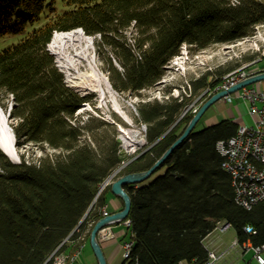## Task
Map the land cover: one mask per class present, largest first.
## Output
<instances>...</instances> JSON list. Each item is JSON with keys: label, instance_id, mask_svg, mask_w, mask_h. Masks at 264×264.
Here are the masks:
<instances>
[{"label": "trees", "instance_id": "trees-1", "mask_svg": "<svg viewBox=\"0 0 264 264\" xmlns=\"http://www.w3.org/2000/svg\"><path fill=\"white\" fill-rule=\"evenodd\" d=\"M263 22L264 0H0V36L24 34L0 51V92L13 100L15 144L58 150L13 162L0 149V264H50L54 251L78 249L111 192L108 183L97 194L99 186L126 160L115 135L100 136L106 122L76 117L86 98L66 85L48 50L55 31L81 28L93 37L113 89L139 95L160 81L183 45L198 51L233 42ZM130 27L131 43L125 34ZM236 65L190 80L187 96L138 100L136 119L145 124L149 146L116 176L149 168L194 115L191 109L183 114L189 102L208 87L197 101L207 99L223 72ZM94 121L97 127L90 126ZM237 126L229 119L195 125L148 178L124 186L131 199V261L203 264V239L219 222H228L239 242L264 243V204L238 205L231 177L221 167L217 141ZM246 225L255 233H245Z\"/></svg>", "mask_w": 264, "mask_h": 264}, {"label": "rangeland", "instance_id": "rangeland-1", "mask_svg": "<svg viewBox=\"0 0 264 264\" xmlns=\"http://www.w3.org/2000/svg\"><path fill=\"white\" fill-rule=\"evenodd\" d=\"M133 32H134L133 28L130 27L129 29H127L125 33L127 41L130 43L133 40V34H134ZM23 35L24 34H7L4 36H0V51L3 48L19 41ZM92 48L97 66L108 78L104 56L102 52H100L99 49L97 48L94 41ZM246 56H252V58L250 60L248 59L245 60L243 57ZM263 56H264V22L257 24L254 27V31L252 34L247 35L233 42L213 43L198 51H192L189 46L183 45L180 49L179 54L174 56L169 61V63L166 66L164 76L160 79V81L156 85L148 89L141 90L140 93H138L139 95H130L126 91L117 92L116 90H114L119 101L121 102V106L124 108V110L128 113L130 117L129 123L126 122L122 117H120L110 107H107L105 109L100 108L98 106V101L94 92L82 93L76 90L75 88L71 87L65 81V77H64V81L67 86H69L74 91H76L79 96L86 98V101L82 102L79 106V109L76 111L75 113L76 117L79 120H81V122H87L88 116L92 115L96 117L97 120L106 122L107 125H103L98 129V132L101 134L100 136H103L105 140H109L110 138H112L113 135H115V138L119 140V151L124 157H126V160H124L121 163V165L115 170L113 175L108 178V180L105 182V185L108 183L110 184L112 181L116 180L118 178L116 175L119 174L118 172L123 168V166L127 162H130L138 155H140L142 152H144L149 146L145 138V124L141 122H137L136 119L137 111L135 109L134 104L138 100L155 99V98L161 100L164 97H167V95L176 96L179 94H183L184 96H187L189 95V91L187 89L189 81L201 76L203 73L208 71L211 72V71L223 70L229 65L232 64L235 65L237 63L235 67L230 69L231 71H233L236 68L244 65L245 63L250 62L251 60H255V63L251 64L250 68H254V69L259 67L261 68L262 64H264ZM53 57L55 64L58 67L56 62V57L54 56V54ZM230 70L223 72V80L225 79L226 74L231 72ZM62 74L64 76L63 72ZM210 79L211 77H208V80ZM249 86L257 90L264 91V79L261 81L254 82ZM208 89L209 88L207 87L201 90L200 95L204 94V92H207ZM240 91L241 90L238 89L230 93L231 102L228 103L227 105L218 104V107H216V102L218 101L217 100L212 106H210L205 111V114L201 118V120L197 122L196 129H200L204 125L207 126V124H204V118L208 115H212L213 112H215L216 108H219L217 110H220L221 112L225 111L227 117L237 124H246L248 126L251 125L252 118L248 113L247 102L238 96ZM210 93L212 94L213 92ZM200 95H197L188 104L187 108L191 109L192 112L195 108L197 109L200 106V104L203 102V101L200 102L197 101ZM12 104H13L12 97L9 94L0 92V105L2 109L6 112H9V110L12 107ZM229 108H232L231 113L228 110ZM215 117L217 118L218 121L222 118V116L218 117V114L215 115ZM8 122L10 126L12 124H15V120L10 118L9 116H8ZM90 126L97 127L98 121L92 122ZM121 129L129 130L131 134H133L132 138L134 139V141H136L135 146L133 147L134 148L133 152L129 151L130 146L127 145V141L123 137ZM138 142L140 143L138 144ZM16 148L19 153V160L16 162L21 161L22 158H24L27 161H32L38 158L39 156H44L45 154H53L58 152L57 149L50 148L46 144L40 145L34 143H26L25 145L22 146H16ZM104 187L102 188V190L104 189ZM102 190L99 192V194L102 192ZM103 208L104 210H106L105 205L102 207V209ZM103 215L104 214L102 212V216ZM219 223H220L219 226L221 227L223 224L222 222ZM222 232L223 233H220L218 229L215 231L213 230L204 240V243L206 245V243L211 238L217 237L219 234V236H221L222 238L221 241L223 240L224 245L227 246L223 256L218 259L216 264H229V262L232 261H234L235 264H243L246 261H248V263L251 264H256L255 261L252 259L251 251H247L244 254L241 253V255L239 256L237 251L241 252L240 247L238 245H236L235 247H230L232 242L236 239V232L233 227H229L227 230H224ZM130 235H131V231L129 230L128 233L124 235V238L129 239L126 241H132ZM84 236L85 235H83V239H85ZM124 242L121 244V251H123ZM249 242L250 244L254 245L251 241ZM65 252L68 253L70 256H74L72 260L73 262L77 250L65 251ZM123 261L124 258L122 256V252H120L116 255L113 263L122 264ZM72 262L70 264H72Z\"/></svg>", "mask_w": 264, "mask_h": 264}, {"label": "built area", "instance_id": "built-area-1", "mask_svg": "<svg viewBox=\"0 0 264 264\" xmlns=\"http://www.w3.org/2000/svg\"><path fill=\"white\" fill-rule=\"evenodd\" d=\"M254 63L251 62V64ZM251 64L242 67L236 73H231L230 80H223L213 92L241 80L239 72H244L245 69H253V74L259 72L256 68H250ZM240 90L238 96L247 102L252 123L249 126L238 124L236 132L232 136L217 141V149L223 157L221 167L231 177L235 202L246 209H251L258 203L264 204V91L249 85L241 87ZM224 98L227 101L231 100L230 94ZM195 110L196 108L193 111ZM104 214H106L105 210ZM125 223L129 226L130 220L126 219ZM219 224H216L214 231L218 229L222 232L230 227L228 222H222L221 227ZM243 230L247 234L255 233V230L249 225L244 226ZM101 231H104V228ZM249 241L251 240L239 242L236 238L230 247L238 245L242 254L251 251L255 263L264 264V243L252 245ZM131 247L132 241L124 242L122 251L124 264H139L137 261L130 260ZM63 253L64 251H55L48 259L57 260V264H65L63 263ZM223 254L224 251L217 253L215 250L207 249V258L203 264H216ZM178 264L185 263L180 261Z\"/></svg>", "mask_w": 264, "mask_h": 264}, {"label": "bare ground", "instance_id": "bare-ground-1", "mask_svg": "<svg viewBox=\"0 0 264 264\" xmlns=\"http://www.w3.org/2000/svg\"><path fill=\"white\" fill-rule=\"evenodd\" d=\"M48 50L56 57L59 69L64 73L65 81L76 90L82 93L94 92L98 106L102 109L110 107L126 122H130L128 113L121 106L113 87L106 75L101 71L95 62L93 55V38L84 34L82 29L75 28L68 31H55L48 43ZM251 62L236 68L226 74L224 80H230L231 73L238 72ZM253 74V69H245L239 72V79L246 78ZM123 137L130 146L129 151H134L135 142L133 134L129 130L121 129ZM140 142H138L139 144ZM0 149L8 158L16 162L19 160V153L16 148L13 130L8 122L7 112L0 105ZM125 164V163H124ZM113 175V174H112ZM111 175V176H112ZM109 176V177H111ZM108 177V178H109ZM107 178V179H108ZM104 214V208L102 209ZM57 251V250H56ZM55 253V251L53 252ZM53 253L50 255L52 256ZM223 256V255H222ZM74 256L64 251L63 263L70 264ZM50 264H57V260H50Z\"/></svg>", "mask_w": 264, "mask_h": 264}, {"label": "water", "instance_id": "water-1", "mask_svg": "<svg viewBox=\"0 0 264 264\" xmlns=\"http://www.w3.org/2000/svg\"><path fill=\"white\" fill-rule=\"evenodd\" d=\"M81 29V28H80ZM264 79V70L254 73L252 75L243 78L236 83L222 88L218 91L213 92L207 99H205L200 106L195 110L194 115L188 121L186 127L182 131V133L171 143V145L152 163V165L147 168L146 170L137 171V172H129L123 175H120L116 180L110 183V190L112 194L118 196L122 202L123 207L122 209L106 213L102 217H100L92 226L90 233H89V244L91 249L98 261V264H107L106 258L104 256L103 250L101 245L97 239V234L99 230L104 228L105 226L122 222L126 219L130 207H131V199L128 192L125 189V185L127 184H135L139 183L146 178H148L157 168H159L168 156L172 153V151L184 141L189 133L192 131L200 117L204 114V112L212 106L217 100L223 98L224 96L240 89L243 86L250 85L254 82L261 81ZM188 108L185 109L183 112L186 113ZM7 116H9V112H7ZM106 179L98 188L97 194L102 190L105 185Z\"/></svg>", "mask_w": 264, "mask_h": 264}, {"label": "crops", "instance_id": "crops-1", "mask_svg": "<svg viewBox=\"0 0 264 264\" xmlns=\"http://www.w3.org/2000/svg\"><path fill=\"white\" fill-rule=\"evenodd\" d=\"M261 68L264 70V64H262ZM261 68L259 67L256 69L259 71H263L261 70ZM230 102L231 100L227 101V99L223 97V99H219L216 102V107H218V104L227 105ZM217 109L219 108H216L215 112H213L212 115H208L204 118V124L209 125V124L219 122L223 119H229L225 111L221 112L220 110H217ZM228 110L230 113L232 112V108H229ZM217 114H218V117L222 116V118L219 121L215 117V115ZM105 198H106V204H105L106 213H111V212H115V211L122 209V201L118 196L109 192L105 195ZM129 230L131 231V228L125 223V221L105 226L104 231L99 230L97 234V239L101 245V248L103 250L104 256L107 261V264H114L113 262H114L116 255L122 252L121 244L124 241L129 240L127 238H124V235H126ZM220 233H223V232H220ZM217 237L211 238L206 243V245L204 243V240H205L204 238L203 244L207 249L215 250L217 253H221L226 250L227 246L224 245L223 240L221 241L222 238L221 236H219V234ZM76 250H77V253L75 255V259L72 262V264H98V261L89 244V237L87 239L86 238L83 239L82 242L80 243V246ZM239 252L240 251H237V253L240 256L242 251L240 253ZM229 264H235V262L232 261V262H229Z\"/></svg>", "mask_w": 264, "mask_h": 264}]
</instances>
